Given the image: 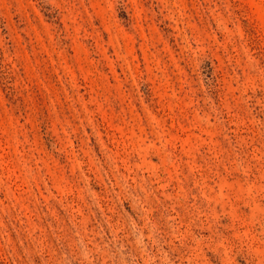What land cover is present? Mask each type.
Returning a JSON list of instances; mask_svg holds the SVG:
<instances>
[{"label":"rangeland","instance_id":"obj_1","mask_svg":"<svg viewBox=\"0 0 264 264\" xmlns=\"http://www.w3.org/2000/svg\"><path fill=\"white\" fill-rule=\"evenodd\" d=\"M0 264H264V0H0Z\"/></svg>","mask_w":264,"mask_h":264}]
</instances>
